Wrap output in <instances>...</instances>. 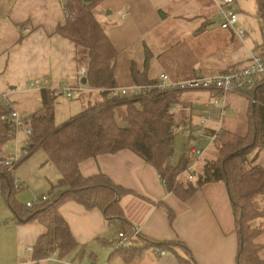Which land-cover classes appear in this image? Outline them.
I'll list each match as a JSON object with an SVG mask.
<instances>
[{"label":"crops","instance_id":"1","mask_svg":"<svg viewBox=\"0 0 264 264\" xmlns=\"http://www.w3.org/2000/svg\"><path fill=\"white\" fill-rule=\"evenodd\" d=\"M220 1L99 2L96 18L118 52L117 86L149 83L160 74H166L157 73L154 64L180 46L185 48L182 62L176 61L172 67L163 66L172 80H186L196 74L216 75L247 65L253 55L264 58L261 47L264 40L255 47L244 38L235 37L231 31L221 29L219 19L217 24L213 22ZM62 3V0H0V109L4 108L2 96L6 95L10 108L26 119L41 106L42 89L56 94L64 85L76 82L81 66L75 59V46L56 35L57 27L65 22ZM237 13L240 16V11ZM255 18L260 21L257 0ZM24 28L30 32L25 34ZM37 79L44 81L42 86L30 87ZM201 92L203 95L197 96ZM249 95L251 93L228 95L226 115L228 109H235L238 119L234 123L226 122L225 115L221 125L210 121L209 132L220 128V132L244 136L253 116ZM212 97L213 93L207 91L180 93L179 105L183 110L176 114L183 115L186 123L179 124L177 131L185 126L193 130ZM236 97L242 102L241 107L234 103ZM180 133L187 135L182 154L188 159L187 169L192 173L191 163L194 165L199 159L190 157L191 136L184 131ZM248 159H254L253 165L264 170V141L263 148L250 154ZM79 171L84 178L102 173L115 185L133 192L122 197L119 203L124 220L109 221L101 211L86 210L73 201L58 208L74 239L80 245L91 246L95 259L88 254L79 259L73 254L64 259L54 254L34 262L33 247L44 228L36 222L17 224L4 204L5 209H0V264H127L119 252L122 248H117V235L125 228L131 234L137 231V236L153 243L181 245L171 249L151 247L128 264H180L179 259H186V252L195 264H237L238 237L224 184L205 185L182 202L166 191L150 165L129 151L85 161L79 165ZM0 196L3 200L1 191ZM260 202L264 209V198ZM164 206L175 213L172 223ZM251 226L264 230V217L253 220ZM255 243L262 246L260 258L264 261V234L257 237ZM159 251L165 255H158Z\"/></svg>","mask_w":264,"mask_h":264},{"label":"trees","instance_id":"2","mask_svg":"<svg viewBox=\"0 0 264 264\" xmlns=\"http://www.w3.org/2000/svg\"><path fill=\"white\" fill-rule=\"evenodd\" d=\"M101 1L92 0L86 4L82 0H63L65 22L57 27L56 35L74 44L76 61L86 68V83L93 88L109 89L117 87L115 65L118 52L96 18V7ZM257 17L264 29V0H257ZM261 47L264 53V42ZM180 93L152 95L140 101L111 99L101 93L79 114L56 125L54 113L58 95L42 89L41 106L25 119L32 135L28 140L29 155L21 163L35 152L42 151L47 157L46 164L54 166L59 179L50 185L47 200L32 209L20 205L15 199L14 174L20 163L13 173L6 172L1 164L11 128L8 121L1 120L10 109H0V191L17 224L36 222L45 230L33 247L34 262L54 254L61 259L71 254L78 259L87 254L95 259L91 246L80 245L74 239L58 214V208L73 201L86 210L101 211L109 221L124 220L119 203L122 197L133 195V192L115 185L102 173L84 178L79 165L97 157L129 151L150 165L164 181L166 191L182 202L205 185L224 184L238 237L237 264H264L260 258L262 246L255 243L262 235V229L251 226L253 220L264 217L258 204L264 198V170L253 165L254 159H248L250 154L263 148L264 83L251 92L255 103L246 135L221 131L214 144L217 156L206 161L200 174L186 185L179 183L178 175L187 170L188 159L182 154L173 163L175 130L186 120L183 115L179 117V114L168 111L169 106L179 105ZM85 97L81 96V99ZM164 208L172 223L175 213L166 206ZM124 233L130 235L131 231L125 228ZM134 242L136 246L131 244L119 250L127 264L151 247L171 249L174 246L153 243L139 236ZM185 257V261L179 259L180 264H195L188 252Z\"/></svg>","mask_w":264,"mask_h":264},{"label":"built area","instance_id":"3","mask_svg":"<svg viewBox=\"0 0 264 264\" xmlns=\"http://www.w3.org/2000/svg\"><path fill=\"white\" fill-rule=\"evenodd\" d=\"M63 1V0H62ZM234 0H221L217 3V18L220 21V28L228 30L239 39L245 37V32L237 27L239 23V15L233 8ZM28 34L30 30L24 28L22 30ZM86 79V68L80 67L79 74L74 84H66L56 91V95H62L66 100L72 101L79 96L98 95L106 93L111 99H122L127 101H140L149 98L152 95H162L173 92H194L207 91L213 93V97L206 103L205 108L201 112L198 122L193 130H188L186 133L191 136L193 144L190 151V157L199 159L208 147L214 146L220 134V128L209 132L207 124L210 121H216L221 125L225 115L226 106L225 98L230 94L251 93L257 85L264 83V58L259 55H253L247 65L241 67L230 68L222 73L212 76L194 75L186 80H172L166 74H160L154 81L144 84H132L129 86H117L109 89L93 88L87 83L83 85L82 79ZM42 79L34 80L30 83V87L38 88L42 86ZM4 108L10 109L7 116L1 117V120L8 121L10 131L7 135L4 152L2 154L1 164L5 167L6 172L13 173L15 166L29 155V138L31 137V129L25 123V119L10 108L6 95L2 96ZM183 110L180 105H171L168 111L176 113ZM22 134L26 141L23 144L21 151L18 150L17 137ZM186 175L187 181L192 180L193 174L190 169L180 173L178 178ZM164 186V181L160 179ZM14 184L17 188L14 174ZM47 200L46 196H42L32 202L26 203L25 207L32 209L41 202ZM137 236V231L131 235H126L121 232L117 235V248H127L133 243ZM32 252V249H29ZM160 256L165 255V252L159 251Z\"/></svg>","mask_w":264,"mask_h":264},{"label":"rangeland","instance_id":"4","mask_svg":"<svg viewBox=\"0 0 264 264\" xmlns=\"http://www.w3.org/2000/svg\"><path fill=\"white\" fill-rule=\"evenodd\" d=\"M233 8H235L236 11H240L239 23L237 24V27L241 28L245 32L244 39L246 41H249L250 45L255 44L254 46L258 47L260 44H262L264 40V29L262 27L261 22L258 21L257 18H255L256 0H236V3ZM217 19L218 18L213 20L215 24L218 23ZM168 43L170 44V42ZM184 52H185V48L180 46L178 48H175L173 51H169L168 53H166V55H164V57L161 59L160 62L154 64V68L157 71V73L166 72L167 74L168 71L164 67L165 66L172 67L173 65H176L175 64L176 61H178V63H180L179 61L182 62L181 56ZM201 95H203L202 92L197 96H201ZM249 96H250V102L252 104L251 106H254L253 103H255V100L252 98V95ZM96 98H98L97 95H89L86 96L85 99H81V96H79L73 99L72 101H68L62 95L57 96L55 101V113H54L55 124L60 125L66 122L69 118L79 114L84 108L87 107L88 102L93 104ZM233 99H237V101H234V103L241 107L242 102L238 100L237 97ZM237 119H238L237 111L235 109H228L226 115V122L228 121L230 123H234ZM193 123H195V119L193 120ZM179 129L178 131L177 129L175 130L173 163H176L178 161V159L180 158L183 152L184 145L187 144L186 143L187 135L180 133V131H184V132L188 131V126L180 127ZM25 141H26L25 137L21 133L18 134L17 144L19 151H21ZM210 149L211 150L209 151L206 150L207 152L206 151L204 152V154L199 158L196 164L193 165L191 163L192 174H193L191 182H193L195 176L200 174L204 163L206 161L214 159L217 156L215 148L213 147ZM46 161H47V157L45 153L42 151H37L34 154H32L28 159H26L24 162L20 163L19 166L16 168L15 171V181L17 185L16 197H17V202L20 205L25 206L26 203L32 202L33 200L40 198L41 196L47 197L49 195V190H50L49 183H53V182L55 183V181L58 179V175H57L58 172L56 171L53 165L46 164ZM185 178L186 176H182L178 178L179 183L186 185L188 181ZM0 209H5L1 196H0ZM259 209L264 211V209H262L260 204H259ZM255 229L257 228L255 227ZM262 234H264V230H262ZM176 245L178 244H174V246Z\"/></svg>","mask_w":264,"mask_h":264},{"label":"water","instance_id":"5","mask_svg":"<svg viewBox=\"0 0 264 264\" xmlns=\"http://www.w3.org/2000/svg\"><path fill=\"white\" fill-rule=\"evenodd\" d=\"M82 2L87 4V3H91L92 0H82ZM81 83H82L83 85H85V84H86V79H85V78L82 79V80H81Z\"/></svg>","mask_w":264,"mask_h":264}]
</instances>
